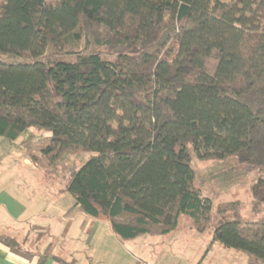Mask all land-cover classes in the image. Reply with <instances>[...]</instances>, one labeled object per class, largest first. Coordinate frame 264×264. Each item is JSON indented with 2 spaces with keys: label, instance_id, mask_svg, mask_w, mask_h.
Masks as SVG:
<instances>
[{
  "label": "trees",
  "instance_id": "obj_1",
  "mask_svg": "<svg viewBox=\"0 0 264 264\" xmlns=\"http://www.w3.org/2000/svg\"><path fill=\"white\" fill-rule=\"evenodd\" d=\"M0 55L23 60L0 59V137L47 134L23 147L49 174L90 153L67 192L123 241L167 236L182 217L206 230L191 153L264 168V0H0ZM251 192L258 211L263 177ZM240 210L219 205L213 243L264 264V218Z\"/></svg>",
  "mask_w": 264,
  "mask_h": 264
},
{
  "label": "crops",
  "instance_id": "obj_2",
  "mask_svg": "<svg viewBox=\"0 0 264 264\" xmlns=\"http://www.w3.org/2000/svg\"><path fill=\"white\" fill-rule=\"evenodd\" d=\"M36 131L30 129L26 136L32 132L37 137H48ZM25 141L24 134L16 141L0 137V235L8 232L17 238L24 226L29 225L44 230L49 240L42 243L31 260L14 254L0 243V264H40L39 257L50 244L54 249L66 250L76 264L247 263L245 254L213 243V231L205 235V231L193 226H179L167 236L121 240L112 232L106 218L88 217L71 205L69 182L65 189H52L53 180L31 179L32 174H39L40 168L24 149ZM51 239L55 242H50ZM43 264L60 263L48 259Z\"/></svg>",
  "mask_w": 264,
  "mask_h": 264
},
{
  "label": "rangeland",
  "instance_id": "obj_3",
  "mask_svg": "<svg viewBox=\"0 0 264 264\" xmlns=\"http://www.w3.org/2000/svg\"><path fill=\"white\" fill-rule=\"evenodd\" d=\"M47 2L49 4H55L57 0H47ZM0 59L8 63L23 62L22 59L15 56L0 55ZM37 132L40 134V131H36V134ZM27 135L26 133L24 134V141H30L32 138L34 140L44 138L42 135L37 137L32 132H29ZM89 157L90 153L86 151L67 152L62 156L61 161L54 167V170L49 176L44 173L43 169H38L39 174H32L31 179H38L40 181L41 178H46L51 181L53 180L55 187H51L52 189H65L72 173L79 170L88 161ZM191 161L195 171L196 186L212 204L210 221L205 230V235L207 232H212L223 221L222 215L218 211L219 205L223 203L241 202V210L237 218L239 221H255L264 218V206L260 207L258 211H255L251 192L257 179L264 178L263 167L244 164L237 157H232L226 161H201L193 153H191ZM68 196L71 200V205L75 204L74 198L71 195ZM190 226H194L192 221L182 217L180 227L188 228ZM24 227L17 238L8 232L1 234L0 237L13 238L21 245L23 250L35 254L36 250H40L39 248L42 247V243L49 240L48 236L39 227L29 225ZM51 241L52 243L55 242L52 239ZM46 251L68 263L76 264L66 250H60L58 247L54 249L53 245L50 244L45 248L43 254Z\"/></svg>",
  "mask_w": 264,
  "mask_h": 264
}]
</instances>
